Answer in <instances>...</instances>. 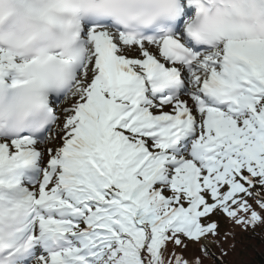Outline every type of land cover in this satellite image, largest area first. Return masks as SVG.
<instances>
[{
  "label": "snow or ice",
  "instance_id": "6c2138e0",
  "mask_svg": "<svg viewBox=\"0 0 264 264\" xmlns=\"http://www.w3.org/2000/svg\"><path fill=\"white\" fill-rule=\"evenodd\" d=\"M238 244L264 264V0H0V264Z\"/></svg>",
  "mask_w": 264,
  "mask_h": 264
},
{
  "label": "trees",
  "instance_id": "16d2710c",
  "mask_svg": "<svg viewBox=\"0 0 264 264\" xmlns=\"http://www.w3.org/2000/svg\"><path fill=\"white\" fill-rule=\"evenodd\" d=\"M240 249H241V246L238 244L237 245V252L228 257V260H229L230 264H232V262L239 261L242 258L243 259H247L249 261H256V264H260V262L257 260V258L255 256V254H250V255H248L246 257H241ZM258 250H259V248H258Z\"/></svg>",
  "mask_w": 264,
  "mask_h": 264
}]
</instances>
